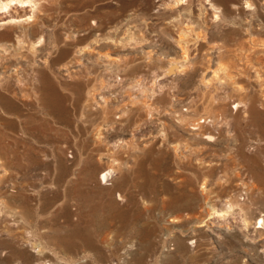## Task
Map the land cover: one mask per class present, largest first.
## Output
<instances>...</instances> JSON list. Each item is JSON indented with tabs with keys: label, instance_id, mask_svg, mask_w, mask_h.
Segmentation results:
<instances>
[{
	"label": "rangeland",
	"instance_id": "rangeland-1",
	"mask_svg": "<svg viewBox=\"0 0 264 264\" xmlns=\"http://www.w3.org/2000/svg\"><path fill=\"white\" fill-rule=\"evenodd\" d=\"M36 1L0 9L45 35L0 59V264H264V0Z\"/></svg>",
	"mask_w": 264,
	"mask_h": 264
},
{
	"label": "bare ground",
	"instance_id": "bare-ground-1",
	"mask_svg": "<svg viewBox=\"0 0 264 264\" xmlns=\"http://www.w3.org/2000/svg\"><path fill=\"white\" fill-rule=\"evenodd\" d=\"M14 2H19V4L22 3H25V4H28L30 3L31 5H33V8H29V9H26L24 10V12L22 13V15H18L15 16V15H10L9 13V22L10 23L11 21H16L17 18H22L21 21H26V22H29L27 20H31L32 21V25H35L36 22H37V18L39 17V15L37 14V9H36V5H39V2L38 4H36L35 0H7L6 2L4 1H0V9L2 10L5 9V5H7V9H8V6L10 7V5H12ZM12 3V4H11ZM34 3V4H32ZM213 4V3H212ZM17 6V4H16ZM41 7V5H39ZM25 7V6H24ZM12 9V8H11ZM14 9V8H13ZM12 9V10H13ZM40 9V8H39ZM41 10V9H40ZM7 11V10H6ZM20 12V11H19ZM8 16V15H7ZM249 20V19H248ZM17 21H19L17 19ZM39 21V20H38ZM253 22V21H252ZM18 23V22H16ZM249 23V22H248ZM254 23V22H253ZM253 25V24H252ZM264 25V24H263ZM243 27V26H242ZM254 26H252L253 28ZM248 28V27H247ZM54 29V28H53ZM182 29V27H181ZM184 29V28H183ZM248 30V29H247ZM46 31V30H45ZM56 31V29H55ZM184 31V30H182ZM188 32V31H187ZM250 32V31H249ZM28 33H31L30 30L27 28H24L22 29L21 31L19 30V32H16L15 33V38L14 40L12 41V44H10L11 46V50L9 48H7V45L6 43L5 44H2L0 42V49L2 51H4L3 53L0 52V59L5 55V54H9V55H14L16 53H21V54H24L25 52H30L31 50L32 51H35V48H32L33 46L37 47V44L41 45L42 42L45 41V35L44 33H41L39 36H38V39L37 40H32V39H28L27 38V34ZM33 33V32H32ZM2 35H9V31H5V32H2L1 33ZM180 34H183V32H181ZM185 34V33H184ZM252 34V33H251ZM251 36V35H250ZM185 37V36H184ZM182 37V38H184ZM11 38V37H10ZM181 40V38H180ZM184 40V39H183ZM21 54H19L21 56ZM17 55V54H16ZM13 58V57H12ZM1 61V60H0ZM184 65L183 63L179 62V61H176L174 60L173 62H171L165 69L164 71V75H167V74H173L179 70H183L184 68ZM19 67V66H18ZM186 68V67H185ZM21 69V68H20ZM168 76V75H167ZM9 85L7 83H4L1 87H3L4 89L6 90H11L9 87ZM1 96V95H0ZM149 107V106H148ZM199 123V122H197ZM195 123V124H197ZM111 172H112V169L111 168H108L105 172H104V177L105 178L106 176H110L111 175ZM108 178V177H106ZM231 206V205H230ZM231 208V207H230ZM263 225H264V220H263Z\"/></svg>",
	"mask_w": 264,
	"mask_h": 264
},
{
	"label": "clouds",
	"instance_id": "clouds-1",
	"mask_svg": "<svg viewBox=\"0 0 264 264\" xmlns=\"http://www.w3.org/2000/svg\"><path fill=\"white\" fill-rule=\"evenodd\" d=\"M5 8H7V5H5Z\"/></svg>",
	"mask_w": 264,
	"mask_h": 264
}]
</instances>
